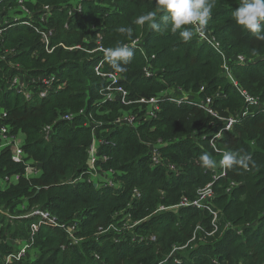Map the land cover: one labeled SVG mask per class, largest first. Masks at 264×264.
<instances>
[{
	"label": "trees",
	"instance_id": "obj_1",
	"mask_svg": "<svg viewBox=\"0 0 264 264\" xmlns=\"http://www.w3.org/2000/svg\"><path fill=\"white\" fill-rule=\"evenodd\" d=\"M25 1L37 26L44 7L52 9L47 27L54 31L50 37L53 51L47 53L41 35L23 24L26 18L12 22L11 12L21 14L16 0L0 3L1 10L11 7L1 16H10L7 21L11 26L0 39V123L21 136L27 155L19 163L13 160L10 148L0 151V206L10 207L12 213L0 211V264H5L14 246L18 248L17 241L29 239L31 224L38 219L25 217L38 209H48L65 223L80 218V235L87 240L73 246L62 232L42 227L34 253L14 264H159L174 246H184L191 239L197 225L213 229L208 211L183 207L159 212L160 208L177 206L183 198L194 201L198 191L211 182L213 206L220 211L219 232L214 241L188 253L193 262L187 260V254L177 257L182 264H214L215 257L228 264H264V40L232 18L242 0H216L208 20L209 29L231 59L232 80L223 67L225 55L200 42L192 25L186 26L192 28L193 36L185 42L164 20L166 13L157 7L156 0H82V12L71 16L75 0ZM150 11L156 13L159 30H154L151 22L137 23ZM121 28L131 29V33L121 32ZM98 36L105 49L140 39L145 55L133 49L126 70L117 72L101 60L102 53L96 52ZM12 50L16 55L8 56ZM239 55L249 60L238 65L235 59ZM101 61L104 73L122 77L128 99L134 102L174 89L178 94L210 97L218 116L226 118L246 108L238 88L259 98L260 111L241 118L216 140L218 148L227 152L250 154L249 171L234 165L226 169V176L215 180L221 174V155L211 147L210 140L224 129V123L200 109L163 103L155 120H144L134 128L116 125L124 113L136 110L119 102L101 103L100 92L106 80L94 71ZM148 61L155 74L151 79L143 73ZM39 74L56 77V92L41 98L39 89L43 85L36 83L29 87L34 96L28 99L9 89L15 77L28 80ZM82 110L85 112L72 122L60 120L69 112L80 114ZM3 114L7 115L4 119ZM91 118L104 123L96 131L97 137L107 143L100 150L109 157L103 167L117 172L120 188L98 190L87 182L71 184L82 175L87 177V149L93 139L87 125ZM47 126H52L50 138H46ZM105 129L108 131L102 133ZM154 145L162 147L163 164L171 163L175 170L151 161ZM204 152L216 161V170L202 166L199 157ZM26 162L39 168L40 176L27 180ZM136 192L139 195L135 196ZM18 207L26 209L16 214ZM128 215L141 223L126 240L116 242L112 232L96 236L100 229L107 230ZM138 235L145 238L143 244L133 242ZM174 259L163 264H175Z\"/></svg>",
	"mask_w": 264,
	"mask_h": 264
},
{
	"label": "built area",
	"instance_id": "obj_2",
	"mask_svg": "<svg viewBox=\"0 0 264 264\" xmlns=\"http://www.w3.org/2000/svg\"><path fill=\"white\" fill-rule=\"evenodd\" d=\"M8 0H0L1 2H7ZM17 5L19 7V11L21 14L15 15L13 12H11L9 15L13 16L11 19L10 16H7L6 19H1V16L4 13H7L11 7H5L4 9H0V39L2 38L3 33L7 30V27H10L8 19H11L13 23H19L20 20L26 18L27 21H24L23 24L31 27L36 33L40 34L42 39V44L45 47V50L47 53H52L53 49H50V37L52 36V30L47 27V24L49 23V20L52 16V9L49 6L44 7L45 13L42 15L40 22H38V26L34 24L33 22V15L31 14V11L29 8L26 6V1L25 0H16ZM35 2V0L33 1ZM82 0H75L72 3V8L70 11V16L77 12L81 13L82 12V5L80 4ZM207 25V24H206ZM208 26V25H207ZM196 30V36L199 39V41L204 42L206 44H209L212 48L215 50L221 52V56H224V53L222 52L220 44L217 42L215 37H211L210 35L204 33L202 31L203 28L201 27H194ZM208 31H211L208 29ZM212 32V31H211ZM102 40V38H100ZM97 44L99 45L98 49L96 52L102 53V59L103 61L105 60V48L102 46L101 41L99 39L97 40ZM128 47L132 49H137L139 50L143 55H145V51L142 47V42L140 39L134 40L132 43L127 44ZM64 47V46H63ZM154 58V57H153ZM238 64H242L246 62L244 61V56L239 55L235 59ZM101 61L94 67L95 75L100 78H104L106 81V87L100 92L101 94V103H107V102H119L124 106H134V110L136 112H128L124 113L121 117H119L116 121L115 124L120 125V126H129L130 128H134L136 125L138 126L141 122L146 120V122H150L152 120H155L158 118V114L161 111V104L163 103H170V104H175L178 107L181 106H191L197 109H200L207 114L211 115L213 118L222 120L224 123V129L221 130L219 133H217L214 137L211 138L210 144L211 147L215 150L216 153L222 154L223 151H221L220 148L216 145V140L221 139L223 132L224 131H231L235 124L239 122L241 118H246L250 115L254 116L258 111L261 110V101L259 98L252 97L249 95L245 90H242L240 88L239 91L241 94L245 97V102L247 104V107L242 111L237 113L236 115H231L230 117L226 118H220L217 114V112L213 109L214 102L213 99L208 97L206 101H201L200 99L196 98L194 95L187 94L184 92H180L181 89L178 91L180 94L177 93V91H174V89L168 90L166 92H163L159 94L156 97L146 99L142 98L136 102L130 101L128 99L129 97V92L127 89L123 86L122 82V77L117 74V73H104L103 68H104V62ZM149 61L148 64L143 68V73L145 77L147 78H153L155 76L154 72L151 71V68L149 67ZM224 70L230 74V65L229 62L227 61L226 57H224ZM229 79L232 80V77L227 75ZM28 80H25L24 76L20 77H15L14 80L9 84V88L14 90L17 93L24 94L28 99L32 98L34 96V93L30 91L33 84L39 83L42 84L43 86L41 89H39V96L41 98L47 97L49 94L56 92V89H54V84L56 82V77H47L43 74H39L37 77L30 76L28 77ZM234 85L238 87L237 83L234 82ZM204 91V87L201 89ZM172 91V92H169ZM254 107V112L250 111V108ZM137 108H139L137 110ZM85 110H82L80 114H71L68 113L66 114L63 118L60 120L64 121H70L72 122L74 118H77L79 115L84 113ZM98 114V113H97ZM7 115L3 114L2 119L6 118ZM58 120V121H60ZM88 127L91 128L92 130V143L87 149V154H88V163H87V168L85 171V174L87 177L84 175L80 176L78 179H75L74 181L71 182L73 185H77L79 183H89L95 186L98 190H103V189H111V188H120V182L117 181V172L112 170V169H105L103 167V164L109 161V157L105 154H101L100 150L102 147L107 145L106 141L103 139H100L97 137L96 131L104 126V123L98 122L94 119H90L88 121ZM46 132V138H50V133L52 132V126H47L45 128ZM102 133L104 131H101ZM206 137H204L205 139ZM24 143L23 139L21 136L14 135L11 133L9 127L3 123H0V151H3L7 148L11 149L12 155H13V160L16 162H23L25 158H27V155L25 154L24 150ZM162 149L161 146L154 145L151 147L150 150V155H151V161L154 164H163L162 157L160 155V150ZM222 159L220 158V161ZM26 170L24 177L27 180L36 178L40 176L42 173L39 168H36L32 165L30 162H26ZM164 165V164H163ZM221 165V164H220ZM165 166V165H164ZM168 170H175V165L171 163H166V166ZM221 168L224 169L222 170V174L215 177V180L219 179L220 177L226 176V168L225 166L221 165ZM16 181H18V177L15 176L14 178ZM7 182L9 179H5ZM214 182L209 183L207 186L204 188L200 189L197 193V198L194 201H189L187 198H183L182 201L177 205L173 206L172 208H165L161 207L159 212L161 211H167V210H178L183 207H194L198 210H204L208 211L212 218V222L216 221L218 219V213L216 212V209L213 206V199H214V189H213ZM139 194H135L137 196ZM43 211L36 210L35 212H32L30 215L26 216L25 218L29 217H36L38 220L35 223L31 224L30 230H29V239L27 241H17L18 243V250L13 252V254H9L5 260V264H14V263H19L22 260H24L27 257V254L32 251L33 247L36 244V236L40 232L42 227H46L48 229H51L53 231H60L62 232L67 240L73 245V246H80L81 243H83L85 240H87L86 236L80 235V230H79V223L77 219L73 220V222H62L60 221L57 217L49 214H44ZM141 222H135L132 221L131 215L125 216L122 219H120L117 223L112 224L109 226L107 230H102L100 229L98 234L96 235L97 237L103 235L104 233H113L115 236L114 239L116 242L120 243L124 240H126L128 234H134L132 233L136 227L139 226ZM200 226L202 225H197L195 228L193 235L191 239L181 247H189L192 244H195L196 248H198L202 243H199L198 239V232L197 229L201 228ZM203 227V226H202ZM219 232V227L216 229H211L208 232H205L206 236H213ZM131 235V236H132ZM155 237H152L151 240L155 241ZM99 240V238H97ZM133 242L143 244L145 242V238L141 235H139L138 238H132ZM177 247L174 246L171 253L165 259L163 262L159 264L166 263L169 259L175 258L178 255L177 252ZM181 249V248H179ZM34 253V251H33ZM96 260H100V257L95 256ZM176 263L180 264L181 262L177 261L176 258ZM214 264H219L215 260H213Z\"/></svg>",
	"mask_w": 264,
	"mask_h": 264
},
{
	"label": "clouds",
	"instance_id": "obj_3",
	"mask_svg": "<svg viewBox=\"0 0 264 264\" xmlns=\"http://www.w3.org/2000/svg\"><path fill=\"white\" fill-rule=\"evenodd\" d=\"M216 0H156L157 7L166 13L164 20L171 25L172 31H179L180 37L187 42L193 36L192 28L208 25ZM156 13L148 12L138 18L137 23L151 22L154 30H159L161 25L155 20ZM232 18L238 25L243 26L264 40V0H242L237 9L232 12ZM121 32L131 33V29L121 28ZM134 55L132 48L127 45H118L105 50V60L117 72L126 70ZM202 166L215 167L216 161L207 152L199 157ZM252 162V156L246 152L228 151L219 162L221 165L231 168L242 166L247 168Z\"/></svg>",
	"mask_w": 264,
	"mask_h": 264
},
{
	"label": "rangeland",
	"instance_id": "obj_4",
	"mask_svg": "<svg viewBox=\"0 0 264 264\" xmlns=\"http://www.w3.org/2000/svg\"><path fill=\"white\" fill-rule=\"evenodd\" d=\"M203 29H202V31L204 32V33H206V34H208V35H210L211 37H215V35H214V33H213V31L211 32V31H208V29H209V26H207V25H204L203 27H202ZM210 30V29H209ZM53 31V30H52ZM54 32V31H53ZM53 32H52V34H53ZM101 35V34H100ZM98 39H99V41H101V37L100 36H98L97 37ZM216 40H217V42L219 43L220 42V40L216 37L215 38ZM201 42V41H200ZM220 44V43H219ZM220 46H221V44H220ZM221 49H222V51H223V53H224V55H225V57H226V59H227V61L228 62H230L231 61V59H229V56H228V54H226V52L223 50V47L221 46ZM11 54H14V55H16V53H15V51L14 50H12L9 54H8V56H11ZM14 58V57H13ZM247 58H245L244 57V61L246 60ZM249 59H247L246 61H248ZM237 63V62H236ZM238 64V63H237ZM236 64V65H237ZM12 65H15V64H12ZM239 65V64H238ZM16 66H18L19 67V65H16ZM232 67H233V65H232ZM20 68V67H19ZM232 72H233V68H230V74H228V72H226V74L227 75H229V76H231L232 78H233V75H232ZM169 92H172V91H169ZM192 95H194L196 98H198V99H200L201 101H206V99L207 98H205V99H202V98H200L197 94H192ZM139 108H137V110H138ZM70 113V112H69ZM108 114H110V113H108ZM105 115V114H104ZM108 130H104V132H107ZM221 151H223V153L222 154H220L221 156H220V158L221 159H223V155H224V153L225 152H227L225 149H222L221 148ZM212 168H215V170H216V167H212ZM225 168L228 170V167H226L225 166ZM218 169H220V168H218ZM222 170H224V169H222L221 168V172H222ZM246 170H248L249 171V166L246 168ZM216 172V171H215ZM216 174H218V173H216ZM222 174V173H221ZM220 174V175H221ZM233 185H235L234 183H233ZM27 206V205H26ZM26 209V207L24 208V207H18V208H16V214L19 212V211H23V210H25ZM38 210H40V211H43V209H38ZM0 211L2 212V213H8V214H12V213H9L10 212V207H9V209L8 208H5V206H0ZM48 209H45L44 210V214H49L48 213ZM218 213V212H217ZM219 213H220V211H219ZM218 213V214H219ZM14 215V214H13ZM14 216H16V215H14ZM211 218H213V216L211 217ZM77 219H80V218H77ZM12 221V220H11ZM212 226H213V229H216V228H218L219 227V219H217L216 221H213L212 222ZM201 228H199V229H197V232H198V239H199V243H202V242H204V241H206V242H204L203 244H206L207 243V241H209V240H211V239H213V240H211V241H214L215 240V238H214V235L213 236H206V234H205V232H208L210 229H208V228H206V227H202V226H200ZM227 227H229L228 225H227ZM234 227H240V229H241V226H235L234 225ZM225 232H227L226 230H225ZM240 232V231H239ZM219 235H223V233H220ZM218 235V236H219ZM211 241H209V242H211ZM196 245L195 244H192V245H190L188 248L187 247H181V246H179L178 245V247H177V252H178V255H180V254H187L186 256H187V260H192V258L190 257V255L188 254L189 252H191V251H193V250H196V249H198V248H196L195 247ZM14 248H15V250L13 251V252H15V251H17L18 250V248L17 247H15L14 246ZM179 248H181V249H179ZM13 252L11 253V254H13ZM31 253H33V251H31ZM177 255V256H178ZM7 258V257H6ZM6 258H5V260H6ZM176 258H177V261L178 262H181L180 260H181V258L180 257H175V259L173 260L174 261V263L175 264H177L176 263ZM213 260H215L216 262H218L219 264H228V263H223L222 261H220V259L218 258V257H215ZM192 262H193V260H192ZM183 263V262H182Z\"/></svg>",
	"mask_w": 264,
	"mask_h": 264
},
{
	"label": "bare ground",
	"instance_id": "obj_5",
	"mask_svg": "<svg viewBox=\"0 0 264 264\" xmlns=\"http://www.w3.org/2000/svg\"><path fill=\"white\" fill-rule=\"evenodd\" d=\"M246 107H247V104H246ZM139 237V235L138 236H136V238H138ZM181 261V263L180 264H182V260H180Z\"/></svg>",
	"mask_w": 264,
	"mask_h": 264
},
{
	"label": "flooded vegetation",
	"instance_id": "obj_6",
	"mask_svg": "<svg viewBox=\"0 0 264 264\" xmlns=\"http://www.w3.org/2000/svg\"><path fill=\"white\" fill-rule=\"evenodd\" d=\"M10 89V88H9Z\"/></svg>",
	"mask_w": 264,
	"mask_h": 264
}]
</instances>
